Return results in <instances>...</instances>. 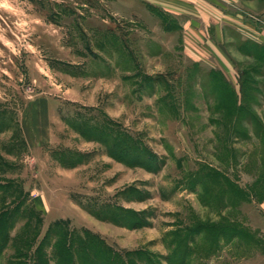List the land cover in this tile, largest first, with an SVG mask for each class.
<instances>
[{"label":"rangeland","instance_id":"374dc122","mask_svg":"<svg viewBox=\"0 0 264 264\" xmlns=\"http://www.w3.org/2000/svg\"><path fill=\"white\" fill-rule=\"evenodd\" d=\"M220 2L264 29V0ZM179 22L147 0H0V264H57L55 238L39 244L58 220L118 264H264L229 231L235 219L264 248V197L233 208L228 187L260 184L262 145L249 122L234 134L222 84L240 94L256 68L264 121V64L234 25Z\"/></svg>","mask_w":264,"mask_h":264},{"label":"trees","instance_id":"16d2710c","mask_svg":"<svg viewBox=\"0 0 264 264\" xmlns=\"http://www.w3.org/2000/svg\"><path fill=\"white\" fill-rule=\"evenodd\" d=\"M246 44L249 49H243V52L255 56L257 60L262 61L264 64V43H259L253 40H247ZM261 65V66H262ZM256 68H250V70H242L240 76V94L229 84L226 79H222L223 86L230 92L231 106L235 120L233 123V131L236 136L244 135L242 132L244 129H240L238 126L239 121H246L253 125L255 132L262 145L261 156L259 157V170L257 172V181L260 184H254V186H248V189L241 188L236 181H229L228 187L231 194V206L237 208L242 201H247L251 197L256 196L259 198L264 197V121L261 120L256 113L252 110V103L256 101L255 93H260V89L257 85L258 80L252 78L250 74ZM213 72L220 71L218 69H212ZM221 72V71H220ZM264 77V71L261 73ZM106 129L109 131L111 137L119 139L120 145L128 147L130 139L124 138L123 134L115 133L111 130V127L107 126ZM212 170V169H210ZM214 173V171L212 170ZM227 182L226 177H222ZM263 183V184H262ZM262 184V185H261ZM31 209V208H29ZM1 212L0 214H3ZM229 225V231L233 236V239H246L247 246L252 249L256 247L262 248L261 238L258 234L252 231L250 228L242 226L235 219L231 221ZM245 235V236H244ZM55 243V255H57V264H101L100 262H107L109 264L120 263L116 256H112V253L108 246L94 234L87 230H75L71 229L65 220H58L54 222L47 230L44 238L42 239L40 246L43 245L46 239H54ZM264 251V250H261ZM81 252V255H80ZM94 255L95 262L89 260L86 255ZM101 254V255H97ZM84 256V257H83Z\"/></svg>","mask_w":264,"mask_h":264},{"label":"crops","instance_id":"0c3cea01","mask_svg":"<svg viewBox=\"0 0 264 264\" xmlns=\"http://www.w3.org/2000/svg\"><path fill=\"white\" fill-rule=\"evenodd\" d=\"M149 3H156L159 5L163 12H166L173 17L180 18V26L184 28H196L204 26L209 27L211 25L217 26L230 24L234 25L237 29L247 33L248 38L253 41L264 43V29L262 31H253L251 28L246 27L247 24H242L240 19H236L235 15L226 12L223 4L222 8L220 0H147ZM225 2H230L232 0H223ZM247 30V31H246ZM184 36H190L192 41L197 44V42L203 39L202 32L198 30H185ZM221 35V34H220ZM217 36V35H216ZM219 36V34H218ZM197 46V45H196ZM201 43L199 42L198 48H201ZM187 48L186 46L184 47ZM197 48V49H198ZM195 49L191 54L194 60L201 59V53L199 50ZM210 49V48H208ZM207 51V50H206ZM208 52V51H207ZM228 69V68H227ZM223 72V70H221ZM224 73V72H223Z\"/></svg>","mask_w":264,"mask_h":264}]
</instances>
